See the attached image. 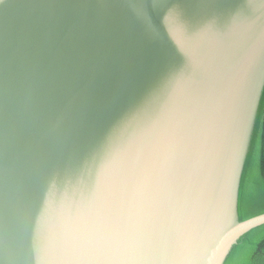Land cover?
Wrapping results in <instances>:
<instances>
[{"label": "water", "instance_id": "1", "mask_svg": "<svg viewBox=\"0 0 264 264\" xmlns=\"http://www.w3.org/2000/svg\"><path fill=\"white\" fill-rule=\"evenodd\" d=\"M264 85V0H0V264H223Z\"/></svg>", "mask_w": 264, "mask_h": 264}, {"label": "trees", "instance_id": "2", "mask_svg": "<svg viewBox=\"0 0 264 264\" xmlns=\"http://www.w3.org/2000/svg\"><path fill=\"white\" fill-rule=\"evenodd\" d=\"M261 214H264V85L250 134L237 199L238 221ZM223 264H264V224L243 234L232 246Z\"/></svg>", "mask_w": 264, "mask_h": 264}]
</instances>
